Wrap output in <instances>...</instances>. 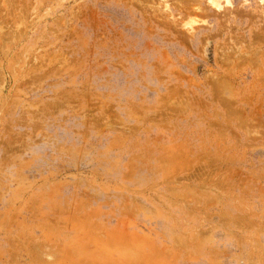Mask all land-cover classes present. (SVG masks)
I'll use <instances>...</instances> for the list:
<instances>
[{
  "label": "rangeland",
  "instance_id": "rangeland-1",
  "mask_svg": "<svg viewBox=\"0 0 264 264\" xmlns=\"http://www.w3.org/2000/svg\"><path fill=\"white\" fill-rule=\"evenodd\" d=\"M263 25L264 0H0V264H264V223L198 202L264 218V176L209 163L264 159Z\"/></svg>",
  "mask_w": 264,
  "mask_h": 264
},
{
  "label": "crops",
  "instance_id": "crops-1",
  "mask_svg": "<svg viewBox=\"0 0 264 264\" xmlns=\"http://www.w3.org/2000/svg\"><path fill=\"white\" fill-rule=\"evenodd\" d=\"M210 165H218L217 170L215 171L216 174H228V175H258L264 176V159L259 160L258 158H247V157H219L215 160L209 161ZM214 170V169H213ZM200 204L213 206L212 208L215 209L217 206H221L223 212L220 213H210V209L205 211V217L216 215L218 218L226 217L228 218L229 224L237 222H258V224L264 223V218L260 215H245L249 214L248 211H242L245 205L249 203L243 199L239 201L228 203V201L224 199L220 200H208L204 198L198 199ZM209 211V212H208ZM197 217V214H196ZM198 218V217H197ZM230 225V226H231Z\"/></svg>",
  "mask_w": 264,
  "mask_h": 264
},
{
  "label": "bare ground",
  "instance_id": "bare-ground-1",
  "mask_svg": "<svg viewBox=\"0 0 264 264\" xmlns=\"http://www.w3.org/2000/svg\"><path fill=\"white\" fill-rule=\"evenodd\" d=\"M226 1L228 2V0H226ZM261 1L263 2V0H261ZM212 3H213V2H212ZM215 3H216V2H215ZM215 3H214V6H215L216 8H217V7L220 8L219 4H215ZM263 26H264V25H263ZM260 29H261V28H260ZM259 31H260V30H259ZM259 31H258V32H259ZM263 31H264V30H263ZM250 32H251V31H250ZM250 32H249V35H250ZM251 34H252V32H251ZM254 34L257 35V33H254ZM244 35H245V34H244ZM252 35H253V34H252ZM261 36H263V34H261ZM248 37H249V36H248ZM251 37H252V36H251ZM253 37H254V36H253ZM259 37H260V36H259ZM256 38H257V37H256ZM256 38H253L252 40H254V39H256ZM241 39H242V38H241ZM246 39H247V38H246ZM244 40H245V39H244ZM248 41H249V40H248ZM254 41H255V40H254ZM258 41L262 42L261 40H259V38H258ZM263 41H264V38H263ZM248 43H249V42H248ZM219 44H220V43H219ZM245 44H246V43H245ZM261 44H262V43H261ZM215 45H217V43H216ZM246 45H247V44H246ZM263 45H264V44H263ZM215 47H216V46H215ZM219 47H220V46H219ZM247 47H248V46H247ZM223 49H224V48H223ZM261 49H262V48H261ZM217 50H219V48H218ZM217 50H216V51H217ZM224 51H225V50H224ZM224 51L222 50V53H223ZM236 51H237V50H236ZM263 51H264V50H263ZM239 52H240V51H239ZM258 52H259V51H258ZM260 53L262 54V52H260ZM260 53H259V54H260ZM220 54H221V53H220ZM217 55H218V54H217ZM227 55H228V54H227ZM227 55H226V57H228ZM237 55H238V53H237ZM256 55H257V54H256ZM219 56H220V55H219ZM216 57H217V56H216ZM226 57H225V59H227ZM235 57H236V56H235ZM235 57H234V58H235ZM256 57H257V56H256ZM217 58H218V60L221 59V58H219V57H217ZM228 58H229V57H228ZM254 58H255V56H254ZM229 59H230V58H229ZM232 59H233V58H232ZM243 59H244V58H243ZM255 59H256V58H255ZM221 60H222V59H221ZM248 60H249V58H248ZM242 61H243V60H242ZM252 61H253V62H252ZM260 61H261V60H260ZM262 61H263V60H262ZM262 61H261V62H262ZM217 62H218V61H217ZM227 62H228V61H227ZM233 62H234V60H233ZM233 62H232V63H233ZM257 62H258V58H257V60H256L255 63H257ZM220 63H222V62L220 61ZM242 63H243V62H242ZM252 63H254V59L251 60V64H252ZM262 63H264V62H262ZM222 64H223V63H222ZM225 64H227V63L225 62ZM228 64H229V63H228ZM233 64H234V63H233ZM235 64H236V63H235ZM244 64H245V63H244ZM247 64H249V66L251 65L250 63H247ZM229 66H230V65H229ZM234 66H235V65H234ZM236 66H237V65H236ZM247 66H248V65H247ZM251 66H252V65H251ZM253 67H254V66H253ZM250 68H251V67H250ZM261 68H262V66H261ZM253 69H254V68H253ZM255 69H256V68H255ZM257 69H258V68H257ZM263 69H264V68H263ZM233 70H234V69H233ZM250 70H251V69H250ZM261 70H262V69H261ZM235 71H236V70H235ZM259 71H260V70H259ZM254 72H255V71H254ZM260 72H261V71H260ZM227 73H228V72H227ZM227 73L225 74V76L227 75ZM256 73H257V71H256ZM258 73H259V72H258ZM220 74H221V73H220ZM233 74H234V73H233ZM262 75H263V73H262ZM211 76H212V75H211ZM214 76H216V75H214ZM214 76H213V77H214ZM218 76H219V75H218ZM254 76H255V78H254ZM208 77H209V76H208ZM231 77H233V76H231ZM236 77H237V76H236ZM252 77H253V78H252V81H253V79L255 80L257 77H259V74H257V75H253ZM263 77H264V76H263ZM263 77L260 76V78H258V79H256V80H259V79H261V78L263 79ZM218 78H220V76L217 77V78H215V79H213V78H211V79H213V80H215V81H221V79H220V80H216V79H218ZM209 79H210V78H209ZM224 80H225V79H224ZM227 80H228V79H227ZM235 80H236V79H235ZM222 81H223V80H222ZM226 82H227V81H226ZM237 82H238V81H237ZM254 82H255V81H254ZM261 82H262V80H261ZM263 82H264V81H263ZM263 82H262V83H263ZM246 83H247V82H246ZM250 83H251V82H250ZM238 84H239V83H238ZM258 84H259V83L257 82V85H258ZM243 86H244V85H243ZM247 86H248V85H247ZM247 86H246V87H247ZM251 86H252V85H251ZM259 86H260V85H259ZM261 86H262V85H261ZM262 87H263V86H262ZM238 88H239V87H238ZM240 88H241V87H240ZM243 88H244V87H243ZM249 88H251V87H249ZM252 88H253L252 91H254V87H252ZM259 88H260V87H259ZM236 89H237V88H236ZM243 91H244V90H243ZM256 91H257V90H256ZM249 92H250V90H249ZM259 92H260V91H259ZM259 92H258V93H259ZM241 93H242V91H241L239 94H241ZM250 94H251V93H250ZM254 94H255V93H254ZM258 95H261V94H258ZM262 95L264 96V93H263ZM242 96H243V95H242ZM246 96H247V95H246ZM246 96H245V97H246ZM253 96H254V95H253V93H252V96H251V97L253 98ZM263 96H262V97H263ZM239 97H240V96H239ZM245 97H244V98H245ZM256 97L258 98V96H256V94H255V98H256ZM260 97H261V96H260ZM248 98H249V96H248ZM257 98H256V99H257ZM236 99H237V97H236ZM256 99H255V101L258 100V99H257V100H256ZM262 99H263V98H262ZM245 100H246V102H247L248 99H245ZM259 100H261V99H259ZM224 101H225V100H224ZM228 101H229V99H228ZM231 101H232V100H231ZM231 101H229V102L231 103ZM240 101H243V98H242L241 100L239 99V101H236V102H237V105L239 104ZM251 101H253V100H251ZM233 102H234V101H233ZM236 102H234V103H236ZM244 102H245V101H244ZM244 102H243V103H244ZM257 102H258V101H257ZM260 102H261V101H260ZM262 102H263V100H262ZM230 103H229V104H230ZM248 103H249V102H248ZM251 104H252V103H251ZM255 104H256V103H255ZM257 104H258V103H257ZM235 105H236V104H235ZM235 105H234V106H235ZM237 105H236V106H237ZM259 105H260V104H259ZM259 105H257V106H259ZM261 105H262V104H261ZM242 107H243V106H242ZM251 107H252V106H250V108H251ZM233 108H235V107L232 106L231 109H233ZM236 108H237V107H236ZM252 108H254V107H252ZM262 108H263V107H262ZM257 109H258V107H257ZM259 109H260V108H259ZM259 109H258V110H259ZM254 112H256V111H254ZM257 112H258V111H257ZM216 116H217V115H216ZM219 116H221V115H219ZM225 116H226V115H225ZM248 116L250 117V118L248 117L249 120L247 119V121H248L247 123H248V124H247L246 122H245V123L248 125V126L246 125L247 128H248V127L250 128V126H249V124H250L249 121H250L252 118H251V115H248ZM226 117H227L228 119L231 118L230 120H232V121L235 119L236 122H235V121L233 122V124L235 123V124H234L235 126H236V125L239 126V125L241 124V127H246V126H244L245 123H243L244 121H246L245 118H244L245 120L243 119L244 121H242V123H241V122H240L241 120H240L239 118H238V119H239V120H238L239 122H238V121L236 120L237 118L234 117V119H232V117H230L229 114H228ZM226 117H225V118H226ZM222 118H223V119H220V120H218V121L221 122V120H223V124H222V125H224V127H225V125L228 124L227 126L230 128V124H232V122H231L230 120H228L227 118H226L227 120L224 121V119H225L224 116H223ZM246 118H247V117H246ZM228 121L231 122V123H229ZM224 122H225V123L227 122V123L224 124ZM237 122H238V124H236ZM199 123H200V122H199ZM242 124H244V125H242ZM252 124H253V121L251 120V125H252ZM220 125H221V124H220ZM220 125H219V126H220ZM234 125H233V126H234ZM217 126H218V125H217ZM219 126H218V127H219ZM231 126H232V125H231ZM222 127H223V126H222ZM226 128H227V127H226ZM229 128H228V129H229ZM225 131H227V130H225ZM227 132H228V131H227ZM227 132H226V133H227ZM226 133H223L224 135L221 133L220 135H221L222 137H224ZM228 134H229V133H228ZM228 134H226V135H228ZM220 135H217V134H216L215 137H214V135L212 136V138H216V139H218V138H217V136H218V137L221 139V141H220L219 139L216 140V141L214 140V142L216 143V145L219 144V143H218L219 141H220V143H222V137H221ZM246 135H248V134L246 133ZM246 135H243L244 137H240V136H242V135H240V136H238V137H234V138H239V142H240V139L242 138L241 143H243L244 141L247 142L248 139L250 140V138H248L249 136L246 137ZM225 137H226V136H225ZM225 137H224V139H225ZM229 137H231V136L229 135L228 138H229ZM250 137H251V136H250ZM228 138L225 139V140H228ZM225 140H224V141H225ZM237 140H238V139H237ZM237 140H236V141H237ZM243 140H244V141H243ZM258 140H261V143H263V141H264L263 139H259V137H258ZM217 141H218V142H217ZM230 141H231V143H232V142L235 143V142L233 141V138H232V140H231V138H230L229 141H228V142L226 141V142L229 144ZM211 142H212V144L214 143L213 141H211ZM258 142H260V141H258ZM231 143H230V144H231ZM222 144H223V143H222ZM224 144H225V142H224ZM213 146H214V144H213ZM216 147H217V146H216ZM230 147H232V146H230ZM230 147H229V148H230ZM224 150H226V151L228 150V151H227L228 153H226V151H225V152L222 151V153H224V154L222 155V157H223L224 155L226 156V154H228L227 156H229V154L232 152V151H231V152L229 153L230 149H224ZM231 150H233V149H231ZM235 150H237V149H235ZM233 151H234V150H233ZM240 153H241V152L239 151V152H238L237 154H235V155H236V156H238V155L240 156V155H241L240 157H244V155H245V157H246V156L248 155V153L245 152V151H243V153H247V154H244V155H243V153H241V154H240ZM209 154H210V153H207L206 156H211V155H209ZM212 154H214V155H212V156H215V153H214V152H213ZM217 155L219 156V154H217ZM217 155H216L215 157H218ZM220 155H221V153H220ZM231 155H233V152L231 153ZM231 155H230V156H231ZM225 156H224V157H225ZM247 157H248V156H247ZM176 185H177V184H176ZM174 186H175V185H174ZM174 186H172L173 188L171 187L172 190L174 189V190L176 191V189H179V187H178L179 184H178V186H177L178 188L175 186L176 189H175ZM176 193H177V192H176ZM176 195H177V194H176Z\"/></svg>",
  "mask_w": 264,
  "mask_h": 264
}]
</instances>
